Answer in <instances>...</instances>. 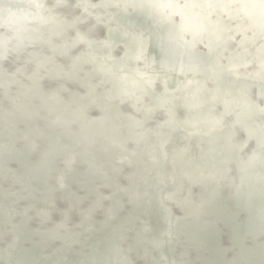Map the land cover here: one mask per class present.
Segmentation results:
<instances>
[{
  "label": "clouds",
  "instance_id": "obj_1",
  "mask_svg": "<svg viewBox=\"0 0 264 264\" xmlns=\"http://www.w3.org/2000/svg\"><path fill=\"white\" fill-rule=\"evenodd\" d=\"M0 264H264V0H0Z\"/></svg>",
  "mask_w": 264,
  "mask_h": 264
}]
</instances>
